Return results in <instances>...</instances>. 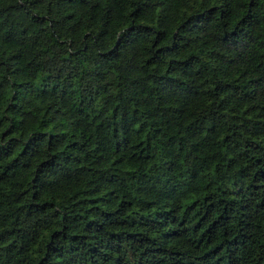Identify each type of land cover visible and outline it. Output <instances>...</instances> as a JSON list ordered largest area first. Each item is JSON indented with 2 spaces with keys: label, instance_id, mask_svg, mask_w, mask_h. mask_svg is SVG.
<instances>
[{
  "label": "trees",
  "instance_id": "obj_1",
  "mask_svg": "<svg viewBox=\"0 0 264 264\" xmlns=\"http://www.w3.org/2000/svg\"><path fill=\"white\" fill-rule=\"evenodd\" d=\"M0 264H264V0H0Z\"/></svg>",
  "mask_w": 264,
  "mask_h": 264
}]
</instances>
